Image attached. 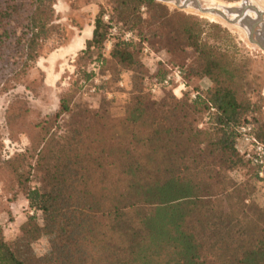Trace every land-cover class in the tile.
<instances>
[{
	"label": "trees",
	"instance_id": "trees-1",
	"mask_svg": "<svg viewBox=\"0 0 264 264\" xmlns=\"http://www.w3.org/2000/svg\"><path fill=\"white\" fill-rule=\"evenodd\" d=\"M54 3L0 0V86L17 80L40 57L54 31ZM142 4L155 6L152 0H110L108 7L128 20V11L134 14ZM105 12L100 7L83 51L91 60V70L83 72L87 81L106 61ZM197 26L185 25L184 32L201 60L195 74L213 83L207 99H174L169 107L151 100L143 92L145 67L136 46L119 39L110 56L137 70L136 95L125 115L93 114V123L76 126L57 151L50 128L37 125L42 137L36 163L45 169L44 181L38 188L28 185L30 154L5 164L34 214L14 241L0 227V264H264V210H254L249 220L222 206L238 193V185L228 187L229 172L247 166L234 128L253 105L238 90L241 71L227 53L199 44ZM130 30L135 33L134 26ZM210 106L214 121L201 130L196 116ZM70 111L62 98L54 122ZM255 136L264 141V126ZM42 240L47 249L39 255L35 245Z\"/></svg>",
	"mask_w": 264,
	"mask_h": 264
},
{
	"label": "rangeland",
	"instance_id": "rangeland-1",
	"mask_svg": "<svg viewBox=\"0 0 264 264\" xmlns=\"http://www.w3.org/2000/svg\"><path fill=\"white\" fill-rule=\"evenodd\" d=\"M109 1L55 0L54 31L42 44L40 57L17 80H4L0 86V227L7 241L21 236L20 226L34 212L29 207L25 190L19 187L7 170L9 165L5 164L30 154L32 157L28 159L24 173L28 185L38 188L43 184L45 169L36 163L35 147L42 137L37 125L44 123L50 128L48 137H55L57 151L76 126L93 123V114L110 118L125 115L127 106L136 95L133 76L137 70L123 66L110 56L119 39L136 46L137 58L145 67L143 92L151 100L169 107L174 99L196 101L201 96V99H207L213 83L207 77L195 74L201 60L190 47L184 32L185 25L191 26L192 22H196L195 33L199 44H207L217 53H227L241 71L237 77L238 90L242 99L252 103L254 111L243 117L241 123L235 126V131L238 133L241 127L252 126L256 135L259 126H264V51L250 42L247 31L229 25L217 16L202 14L191 6L181 9L174 3L154 0V7L142 4L134 14L128 11L131 17L125 15L129 19L124 20L122 11H113L108 7ZM199 1L207 8H215L239 7L243 0ZM251 3L264 10V0H251ZM100 7L106 8L104 22L110 26L102 49L106 61L87 81L83 72L91 70L88 55L82 51L63 58L59 52L73 44L79 31L92 23ZM252 15L255 16L254 13ZM133 26L135 33L130 30ZM0 53H3V47ZM176 68L183 73L180 83L185 85V89L181 93L180 90L174 92L180 86V83H174L172 87H161L153 92L154 79L162 81ZM62 98L68 100L71 111L54 122ZM183 111L182 115H189L187 110ZM212 113L216 111L210 106L208 111L196 116V127L209 129L214 121ZM258 141L264 144V141ZM236 149L247 166L229 172L232 184L228 187L238 185V193L229 201H223L222 206L230 205L239 212L241 219H244V212L250 220L254 210H264V180L259 179L256 167L243 155V151L251 148L242 144L240 134ZM35 249L39 255L44 254L47 242L36 243Z\"/></svg>",
	"mask_w": 264,
	"mask_h": 264
},
{
	"label": "water",
	"instance_id": "water-1",
	"mask_svg": "<svg viewBox=\"0 0 264 264\" xmlns=\"http://www.w3.org/2000/svg\"><path fill=\"white\" fill-rule=\"evenodd\" d=\"M170 2L177 5L181 9L188 6L193 7L202 14L213 15L221 18L229 25L239 26L249 35L252 44L257 45L264 51V10L251 0H243L239 7H205L199 0H154ZM255 14V16L252 15Z\"/></svg>",
	"mask_w": 264,
	"mask_h": 264
},
{
	"label": "built area",
	"instance_id": "built-area-1",
	"mask_svg": "<svg viewBox=\"0 0 264 264\" xmlns=\"http://www.w3.org/2000/svg\"><path fill=\"white\" fill-rule=\"evenodd\" d=\"M145 52H148V49H145ZM182 74V71L179 68H176L173 70L172 75L167 76L162 81L154 79L152 91L156 92L157 89L161 87H172L174 83L179 84L182 81ZM184 89L185 85L180 83V86L175 89L174 92L180 90L181 93ZM193 98L196 97L194 96ZM238 134H240V140L242 144L251 148V150L243 151V155L250 163L253 164V166L256 167L259 179L264 180V144L258 141L252 126L241 127L238 130Z\"/></svg>",
	"mask_w": 264,
	"mask_h": 264
},
{
	"label": "crops",
	"instance_id": "crops-1",
	"mask_svg": "<svg viewBox=\"0 0 264 264\" xmlns=\"http://www.w3.org/2000/svg\"><path fill=\"white\" fill-rule=\"evenodd\" d=\"M95 18L92 23L89 24V26H87L82 31H79L77 37L73 40V44H69L67 47L61 49L59 52L60 57L64 58L67 56L76 55L86 49L87 41L93 38Z\"/></svg>",
	"mask_w": 264,
	"mask_h": 264
}]
</instances>
